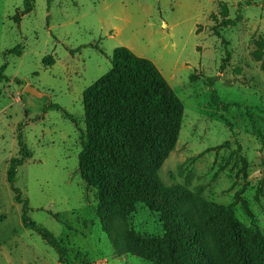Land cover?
<instances>
[{
    "label": "rangeland",
    "instance_id": "obj_1",
    "mask_svg": "<svg viewBox=\"0 0 264 264\" xmlns=\"http://www.w3.org/2000/svg\"><path fill=\"white\" fill-rule=\"evenodd\" d=\"M30 4L22 16L23 0H0V264H151L114 252L96 217V191L79 172L82 95L110 70L118 47L153 62L183 103L177 144L159 171L164 185L231 208L264 235V74L255 55V41L264 40V0ZM224 17L238 22L217 37L213 29ZM15 47L20 55L4 56ZM27 86L43 97L25 93ZM18 134L32 157L17 169L14 187L64 262L22 225L6 179ZM128 223L142 237L163 236L159 216L143 204Z\"/></svg>",
    "mask_w": 264,
    "mask_h": 264
},
{
    "label": "trees",
    "instance_id": "obj_2",
    "mask_svg": "<svg viewBox=\"0 0 264 264\" xmlns=\"http://www.w3.org/2000/svg\"><path fill=\"white\" fill-rule=\"evenodd\" d=\"M23 3L25 16L32 9L30 0ZM237 22L224 17L214 35ZM255 44L264 74V40ZM8 53L20 55L18 47L4 56ZM43 64L51 66L53 59L44 57ZM82 103L86 130L79 172L96 191V217L116 254L151 264H264V235L258 229L245 227L231 208L161 181L159 171L177 144L184 106L153 62L115 48L110 70L83 92ZM17 145L6 179L21 204L22 225L49 241L64 262L56 241L29 219L28 202L14 187L17 169L32 157L20 134ZM139 203L159 216L162 237H142L130 227L128 217Z\"/></svg>",
    "mask_w": 264,
    "mask_h": 264
},
{
    "label": "water",
    "instance_id": "obj_3",
    "mask_svg": "<svg viewBox=\"0 0 264 264\" xmlns=\"http://www.w3.org/2000/svg\"><path fill=\"white\" fill-rule=\"evenodd\" d=\"M24 92L30 94L31 96H35V97H38V98H42L43 97L42 93H40L38 90L34 89L31 86H27L24 89Z\"/></svg>",
    "mask_w": 264,
    "mask_h": 264
}]
</instances>
